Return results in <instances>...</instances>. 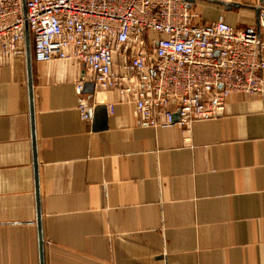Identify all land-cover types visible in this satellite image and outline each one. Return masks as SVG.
Here are the masks:
<instances>
[{
    "label": "crops",
    "instance_id": "0c3cea01",
    "mask_svg": "<svg viewBox=\"0 0 264 264\" xmlns=\"http://www.w3.org/2000/svg\"><path fill=\"white\" fill-rule=\"evenodd\" d=\"M224 1L244 6L201 0L196 22L257 26L259 0ZM87 83L74 60L32 58L31 114L25 54L0 68V264H41L38 207L44 264H264L263 96L186 130ZM82 102L107 106L106 128Z\"/></svg>",
    "mask_w": 264,
    "mask_h": 264
},
{
    "label": "built area",
    "instance_id": "2783aa9c",
    "mask_svg": "<svg viewBox=\"0 0 264 264\" xmlns=\"http://www.w3.org/2000/svg\"><path fill=\"white\" fill-rule=\"evenodd\" d=\"M198 1L25 0L24 14L22 0H0V68L25 54L27 24L35 61L74 60L96 91L132 103L142 125L190 129L223 112L232 93L264 98V9L259 28L197 23ZM78 108L90 121L93 107Z\"/></svg>",
    "mask_w": 264,
    "mask_h": 264
},
{
    "label": "water",
    "instance_id": "95a60500",
    "mask_svg": "<svg viewBox=\"0 0 264 264\" xmlns=\"http://www.w3.org/2000/svg\"><path fill=\"white\" fill-rule=\"evenodd\" d=\"M189 1H193V0H189ZM209 1L223 5L226 9H231L232 7L239 8V7L244 6L240 3L231 2V1H224V0H209ZM22 2L24 6V14H25V0H22ZM259 3L260 5L251 7L255 11L257 28H259L260 12L262 9H264V0H259ZM25 57H26L28 88H29L30 112L31 114H33L32 54H31V42H30V36H29L27 24H26V35H25ZM84 91L87 92V94H89V96L91 97L94 93V84L93 83L85 84ZM90 114L93 119V129L94 130H101V129L106 128L107 126V118H106L107 106L106 105L95 106L93 110L90 111ZM174 117H175V120H178V112L175 113ZM38 231H39V241H40V260H41V264H44L39 207H38Z\"/></svg>",
    "mask_w": 264,
    "mask_h": 264
}]
</instances>
